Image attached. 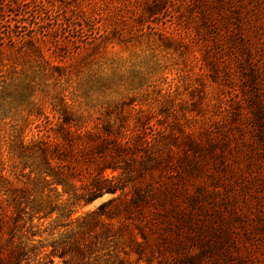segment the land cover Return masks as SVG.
I'll return each instance as SVG.
<instances>
[{
  "label": "trees",
  "instance_id": "trees-1",
  "mask_svg": "<svg viewBox=\"0 0 264 264\" xmlns=\"http://www.w3.org/2000/svg\"><path fill=\"white\" fill-rule=\"evenodd\" d=\"M52 1L0 0V109L16 118L12 135L0 127V264L46 248L51 264H87L114 241L127 264H264V0H59L88 29L108 8L118 29L126 13L158 47L200 52L188 100L136 85L99 115L76 108L68 84L109 37L49 45L6 19L34 9L45 25ZM106 196L70 230L77 209ZM48 221L58 238L43 246Z\"/></svg>",
  "mask_w": 264,
  "mask_h": 264
},
{
  "label": "rangeland",
  "instance_id": "rangeland-1",
  "mask_svg": "<svg viewBox=\"0 0 264 264\" xmlns=\"http://www.w3.org/2000/svg\"><path fill=\"white\" fill-rule=\"evenodd\" d=\"M58 1H52L54 7H52L53 9L51 8V11L49 10L48 15L44 18L46 21L45 25H39L43 20L42 17L36 16L33 11L34 9L29 11L31 15H26L25 18L17 17L16 15L12 17L11 13H8L6 19L13 18L14 21H17L18 31L20 32L28 33L33 31L38 36L40 34L46 35L45 37L49 45H59L64 43L65 40L75 39L93 43L95 38L99 36L103 38L104 36L109 37L100 53L95 55L91 62L87 63L86 60L81 63L80 72L70 77L68 85L70 92H75L74 94L78 100L76 108H91L96 112V115H99L108 105L134 97L136 85H140L142 88L141 91H137V93L141 92L140 96H145V94L149 93L154 95L155 98L157 93H160V96L172 99L173 97L170 95H173L177 99V101L175 100L176 103L189 99V93L195 89L196 82L199 78L198 75L201 72L200 63L194 60L195 56H200L198 49L194 48V50L184 53L182 48H178V50H165L160 48L156 44L157 36L149 35L153 31L147 28L141 30L140 28L142 27H134L136 23L134 22L132 24V19L128 18L129 14L126 13L123 15L126 18H122V21H120L121 28L118 29L112 15L107 14L109 12L108 8L105 9V14L103 12L104 8L101 10L102 14L97 17L95 27L93 26L92 29H88L87 26H83L74 16L73 8H61ZM61 1L66 6H68L67 4L79 5L82 2L88 7V10H98L100 4L98 6L95 4L101 0ZM105 1L106 3L108 1L110 5H114L116 0L112 2L110 0ZM126 11L124 10V12ZM164 19L167 21L166 24L169 26V29H174L170 27V19L167 17ZM34 25L35 27L47 28L53 34L44 33V29L36 31V28H32ZM155 31L157 30L155 29ZM83 51L80 50L77 52L73 50L71 54L77 56L79 53L81 56L80 53ZM149 98L151 96L144 97L143 99L149 100ZM13 119L16 118H13L11 113H7V110L3 109L0 111V127L5 126L7 135H12L15 129L14 125L16 123ZM37 126H42L41 129H43L45 121L40 119L32 126L31 132H28V141L32 138L38 139L42 135L39 132L40 128L36 129ZM109 198V196H106L88 207L77 209V213L73 216L74 224L70 230L76 229L79 225H85L88 222L85 217L86 213L96 209ZM54 228L55 224H50L49 221L45 223L41 231L43 232L41 238L43 246H48L58 238L57 235L53 238L50 236L54 232ZM45 229L46 232H44ZM65 231L61 230V233ZM101 240L98 237L97 241L99 242ZM122 243V241H114L109 244V247L106 246L105 248L103 245L105 250H102L98 257L93 256L88 259L86 263L127 264ZM109 250L112 251V255L104 257V255L108 254ZM50 251L51 249H44L43 254L31 264H51V259L45 256ZM41 257L43 259H40ZM135 259L134 256L131 258L134 264ZM54 264L64 263L62 259L56 258Z\"/></svg>",
  "mask_w": 264,
  "mask_h": 264
}]
</instances>
